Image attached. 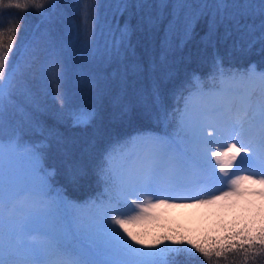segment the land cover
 <instances>
[{
	"label": "snow or ice",
	"instance_id": "snow-or-ice-1",
	"mask_svg": "<svg viewBox=\"0 0 264 264\" xmlns=\"http://www.w3.org/2000/svg\"><path fill=\"white\" fill-rule=\"evenodd\" d=\"M77 4L81 6L74 10L80 23L73 20L69 30L94 61L99 57L101 65L116 66L109 76L98 74L92 85L98 99L111 95L121 116L142 105L144 93H134L135 99L129 93L132 77L139 76L143 68L129 60L134 54V29L128 20L121 25L119 17L140 16V23L149 29L167 19L164 56L171 47L170 36L175 35L182 46L201 21L207 26L206 46L215 47L223 30V39L231 41L233 49L251 51L258 45L264 53V0H114L112 4L77 0ZM59 6L58 0H0V17L16 9L33 11L54 23L51 10ZM105 9L111 11V19ZM24 20V16L11 14L6 38L0 31V264H214L213 257L229 254L241 255L244 262L251 258L255 264L257 258H264V227L245 225L204 241L165 235L149 242L134 230L154 220L156 210L164 207L188 206V202L194 206L230 205L250 194L264 199V68L254 63L245 68L225 67L216 55L208 76L211 86L206 88L194 73L181 86L184 108L172 113L164 107L160 78L154 79L149 96L155 118L167 120L171 115L176 120L179 113L180 143L168 134L142 137L148 151L130 167L117 168L110 153L109 167L100 173L111 184L113 195L94 206L95 211L83 214L61 192L52 198L56 170L44 166L50 138L55 136L57 143H64L39 117V81L57 83L63 77L56 45L51 41L43 48L34 42L22 44V67L14 74L8 72ZM3 28L5 24L0 23ZM38 63L40 77L30 84L25 73ZM151 71H156L155 65ZM169 77L165 74L164 78ZM256 81L261 96L254 103L246 85ZM113 87L119 89L115 94ZM185 89L189 90L187 96H183ZM18 96L27 103H18ZM56 99L62 109L71 105L62 90H57ZM58 115L63 118L64 113ZM67 115L74 127H86L97 113L69 111ZM225 136L234 142L226 144L224 151L213 150L211 146ZM64 155L70 176L85 173L84 164L71 151ZM238 157L235 170L230 171ZM212 159L216 165L211 164ZM69 208L73 209L71 219L62 224L61 219L67 217L58 219L57 214Z\"/></svg>",
	"mask_w": 264,
	"mask_h": 264
},
{
	"label": "trees",
	"instance_id": "trees-1",
	"mask_svg": "<svg viewBox=\"0 0 264 264\" xmlns=\"http://www.w3.org/2000/svg\"><path fill=\"white\" fill-rule=\"evenodd\" d=\"M92 0H81L82 3H91ZM114 0H106V3L112 4ZM154 2V0H151ZM59 8L51 10V16L54 23H48L42 20L40 15L33 11L26 13L16 9L8 10L3 17H0V23L5 24V28L0 31L5 32L7 36L8 16L19 14L25 17L24 27L19 33L16 46L10 54L8 72L16 73L22 67L19 58V52L22 51L21 45L27 42H34L39 47L46 46L48 41L56 45V51L60 56V63L63 69V77L57 83H45L40 80L39 100L41 112L40 119L47 128L58 133L64 143H57V137H52L48 141L46 149V169H55L56 175L52 177V198H56L57 192H61L66 201L74 205L77 210L83 214H89L95 211L94 206L106 203L113 195L111 184L101 178L100 169L108 168V156L111 153L114 157L117 149L129 142L132 138H137L150 132L158 133H176L177 118L173 120L169 115L167 120L155 118L149 92L154 79L160 78L161 90L164 97V107L168 113H172L180 107L181 86L186 81L191 80L195 73L201 78L205 87L211 85L208 76L212 70L213 57L219 55L223 59L225 67L245 68L251 62H255L259 67L264 68V53L259 51L257 45L251 51H241L232 48V42L223 39L222 34L217 39L215 47L206 46V43L200 41L202 33L193 34L182 47L168 50L164 59L167 60L160 65L158 60L160 54L159 37L162 33V26L167 22L161 23V26L155 29H149L146 25L140 23V16L125 15L124 19L130 21L134 31L131 35V44L134 54H130V62L142 66L143 72L139 76L132 77V86L129 89L130 96L135 99L134 93L143 92L144 102L142 105H136L132 111L121 116L118 109L113 107L111 95H104L97 98L96 89L92 85L93 79L98 75L109 76L113 72L115 65H101L99 57L94 61L93 58L76 42L74 32L69 30V25L73 20L80 23V16L74 10V6L79 8L77 0H58ZM153 9H147L146 12H154ZM105 13L111 19L108 9ZM123 18V17H119ZM121 24V22L119 21ZM42 33H41V32ZM107 32L105 39H107ZM103 44H101V47ZM245 53V54H242ZM44 59L41 56V61ZM155 65L156 71L153 73L151 68ZM122 67V66H121ZM39 63L29 72L25 73V78L30 84L37 83L40 72ZM103 70V71H101ZM165 74L170 77L165 79ZM62 90L69 98L70 107L61 108L56 99L57 90ZM119 89L113 87L112 94ZM189 92L183 90V96ZM17 102L26 104L23 96L17 97ZM95 110L96 118L86 127H74L71 119L68 118L69 111L89 112ZM63 112L61 118L58 113ZM177 117V116H176ZM38 139V137H32ZM65 151H71L73 158L82 161L85 167V173L75 178L69 175L65 158ZM68 214L64 216L65 210L61 209L57 218L61 219L62 224H66L71 219L73 209H68ZM251 212V213H250ZM243 212L234 221H225L222 219L216 222L209 234L201 237L191 236L182 233V230L175 228V224L166 222L159 225V222L145 221L134 230L142 233L150 242L154 238V233L162 232L161 228L169 229L165 232L170 236H176L177 239L184 237L193 240L204 241L206 239L222 236L233 228H244L245 225L259 229L264 227V212L258 210ZM243 219V220H242ZM175 226V227H174ZM156 230V231H155ZM164 232V231H163ZM180 237H179V236ZM165 236V235H164ZM152 237V238H151ZM153 240V239H152ZM186 247V245H185ZM199 256V254H197ZM203 260V257H200ZM214 264H254L250 258L244 262L241 255L229 254L226 258L217 259L213 257ZM198 264V262H196ZM255 264H264V258H257Z\"/></svg>",
	"mask_w": 264,
	"mask_h": 264
},
{
	"label": "rangeland",
	"instance_id": "rangeland-1",
	"mask_svg": "<svg viewBox=\"0 0 264 264\" xmlns=\"http://www.w3.org/2000/svg\"><path fill=\"white\" fill-rule=\"evenodd\" d=\"M154 2H155V0H154ZM108 11L111 14V11L110 10H108ZM169 11H170V9H169ZM119 21L121 22V25H123L125 23L126 19H124V16H123V18H119ZM166 25H167V22L164 23V25L162 26V33L159 37L161 50H160L158 60H160L159 61L160 65H163L165 62H167L166 59H164V58L162 59V57H164L163 44H164L165 36H166ZM159 26H161V24ZM197 31H198V34L202 33V36L200 37V41L204 44L205 41L203 40V37L205 35V32L207 31L206 22L201 21L200 23H198L195 26V31H194L195 35H196ZM222 32H223V30H221V34H222ZM169 42L171 45L169 50H171V51L176 47L177 48L180 47L181 49H184L182 46H178L179 41L177 40L175 35H172L169 37ZM240 52H241V50H240ZM242 54H245V53H242ZM249 85H251V83H249ZM249 85H247V87L249 88V92L251 94L252 100L254 103H256L259 101L260 96H261V86H260L258 81L252 82V87L251 86L249 87ZM183 108H184V104L182 105L180 110H182ZM151 135H145L142 137H147V136H151ZM141 138L139 137L135 141H133L135 145H133L129 150L125 149L123 152H120L117 155V159H116L117 160L116 161V167L117 168H120L121 166L130 167V166L134 165L135 163H137L138 160H140L145 155L143 153H146L145 151L148 150V146L145 143H143ZM221 139L222 140H221L220 144L224 143V145H226L225 142H229V143L234 142V141H227L224 137H221ZM176 143H177V141H176ZM143 147L144 148L146 147V148L144 149ZM211 147L212 148H215V147L219 148L218 146H215V145H212ZM224 150H225V148H224ZM238 162H239V157L237 158V161L234 162L233 168L230 169V171L235 170V163H238ZM211 164L212 165L216 164L215 159L211 160ZM244 174H247V173H244ZM252 187L258 188V186H252ZM129 199H132V198H129ZM145 199H148V197H145ZM178 203H184V202H178ZM233 203L238 204L239 207H241V208L243 207V209L245 211L250 212L253 210H258V211H261L262 213L264 212V199H262L261 197H259L257 195H251L250 194L246 198L240 199V200L235 201ZM240 204H242V206H240ZM230 205L225 206L223 209V208H217V206H219V205L194 206L193 204L188 202V206H186V207L192 206L193 209H191V210H192V212L195 213L192 215L193 216L192 219L181 220L179 218L180 217L179 211L182 209L181 208L182 206H178L177 208L176 207H173V208L164 207V208L157 209L156 210V218L154 220L159 219L158 220L159 225L166 223V222L173 223L176 226V227L174 226L175 228L182 230V233L189 234L191 236L199 237V235H202L204 232H206V230L208 229V226L211 228L213 223H215L217 221L218 222L222 221L221 217H219V215L221 213H224V214L229 213V215H227V219L233 220V218L230 217L231 212L229 210L226 211L228 209V206H230ZM178 208H181V209H178ZM70 209H72V208H70ZM183 209H186V208H183ZM67 211H68V209L65 211L64 216L66 214H68ZM224 216H226V215H224ZM60 218H61V215H60ZM60 218L58 217V219H60ZM155 222L157 223V221H155ZM161 229H162L161 233L158 232V230H157V232H155L153 234L154 238L151 237L153 240L156 238H161L164 235L170 236V233L165 232L169 229H166V228H161ZM174 237H176V236H174ZM152 239L150 240V242L152 241Z\"/></svg>",
	"mask_w": 264,
	"mask_h": 264
},
{
	"label": "bare ground",
	"instance_id": "bare-ground-1",
	"mask_svg": "<svg viewBox=\"0 0 264 264\" xmlns=\"http://www.w3.org/2000/svg\"><path fill=\"white\" fill-rule=\"evenodd\" d=\"M189 93H187L185 96H187ZM182 101H183V103H184V99H182ZM208 131H212V129H208ZM225 139H229L228 137H224ZM221 138H219L218 139V142L217 143H219V142H221ZM229 140H231V139H229ZM216 144V143H215ZM215 144H213V145H215ZM146 154V153H145ZM178 207V206H177ZM176 207V208H177ZM182 208V209H181ZM181 208H178V209H181L180 211H179V214H180V219L181 220H188V219H192V215L193 214H195L194 212H192V210L191 209H193V207L192 206H189V207H186V206H182ZM183 208H186V209H183Z\"/></svg>",
	"mask_w": 264,
	"mask_h": 264
}]
</instances>
